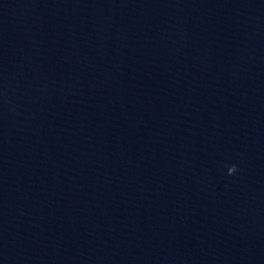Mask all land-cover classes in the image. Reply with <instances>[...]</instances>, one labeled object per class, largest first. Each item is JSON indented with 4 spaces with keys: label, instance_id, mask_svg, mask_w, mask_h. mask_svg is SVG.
I'll use <instances>...</instances> for the list:
<instances>
[{
    "label": "water",
    "instance_id": "1",
    "mask_svg": "<svg viewBox=\"0 0 264 264\" xmlns=\"http://www.w3.org/2000/svg\"><path fill=\"white\" fill-rule=\"evenodd\" d=\"M0 264H264V0H0Z\"/></svg>",
    "mask_w": 264,
    "mask_h": 264
},
{
    "label": "clouds",
    "instance_id": "2",
    "mask_svg": "<svg viewBox=\"0 0 264 264\" xmlns=\"http://www.w3.org/2000/svg\"><path fill=\"white\" fill-rule=\"evenodd\" d=\"M235 172H236V168H235V166H232V167L229 169L228 174H229V175H233Z\"/></svg>",
    "mask_w": 264,
    "mask_h": 264
}]
</instances>
